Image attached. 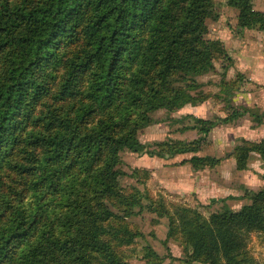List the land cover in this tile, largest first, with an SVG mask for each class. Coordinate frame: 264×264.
I'll return each instance as SVG.
<instances>
[{"label": "trees", "instance_id": "1", "mask_svg": "<svg viewBox=\"0 0 264 264\" xmlns=\"http://www.w3.org/2000/svg\"><path fill=\"white\" fill-rule=\"evenodd\" d=\"M224 1L241 30H264L254 0ZM214 9L215 0H0V264H127L107 239L123 197L121 154L186 153L148 151L138 134L156 111L193 102L195 78L215 68L209 47L219 45L206 40ZM140 25L146 34L134 40ZM68 39L78 55L63 62L64 81L47 105L37 74ZM189 117L208 135L241 113L216 123ZM243 143L240 170L252 153L264 160V140ZM244 198L240 211L208 220L179 210L171 231L188 235L187 264H255L245 236L264 234V191Z\"/></svg>", "mask_w": 264, "mask_h": 264}, {"label": "rangeland", "instance_id": "2", "mask_svg": "<svg viewBox=\"0 0 264 264\" xmlns=\"http://www.w3.org/2000/svg\"><path fill=\"white\" fill-rule=\"evenodd\" d=\"M254 7L264 12V0H254ZM214 11L206 21V40L209 46L212 42L219 45L218 50L209 47L215 68L195 78L189 89L193 102L174 112L156 111L151 115L152 124L138 134L148 151L161 154L175 149L186 153L170 157L131 151L121 154L118 168L122 172L119 185L123 197L110 221L118 231L111 230L113 240L110 236L107 239L123 263L187 264L188 235L179 226L171 231L172 220L178 224L180 209L196 210L208 220L225 208L240 211L250 203L244 198L246 191H264L263 158L252 153L245 169L240 170L235 157L243 141L264 140V120L259 123L252 117V113L264 114V30H241L238 11L224 0H215ZM145 34L140 25L134 30L133 39ZM71 43L68 39L58 48L54 65L38 71L50 91L47 105L64 81L63 62L78 55ZM179 87L184 88L185 84ZM239 112L241 117L237 120L228 125L217 124L208 135L201 134L200 125L189 117L216 123ZM245 241L249 257L255 264H264V234L251 232Z\"/></svg>", "mask_w": 264, "mask_h": 264}]
</instances>
